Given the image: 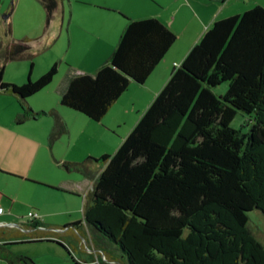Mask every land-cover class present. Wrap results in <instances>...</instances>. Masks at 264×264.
<instances>
[{"label":"trees","instance_id":"16d2710c","mask_svg":"<svg viewBox=\"0 0 264 264\" xmlns=\"http://www.w3.org/2000/svg\"><path fill=\"white\" fill-rule=\"evenodd\" d=\"M36 1L48 24L57 0ZM175 40L157 19L128 20L108 61L71 78L60 105L100 122ZM28 43L12 40L1 50L0 90L21 101L17 123L52 116V142L65 132L60 117L35 113L25 100L52 82L58 63L34 81L29 72L22 85L2 81L6 63L32 57ZM223 83L225 92L215 95ZM237 112L247 117L246 131L230 126ZM90 162L102 169L92 177L83 222L125 264H264V246L247 227L249 212L264 218V7L214 21L113 154L68 166L91 177ZM11 235L30 233L0 227V257L35 264L6 248Z\"/></svg>","mask_w":264,"mask_h":264},{"label":"crops","instance_id":"0c3cea01","mask_svg":"<svg viewBox=\"0 0 264 264\" xmlns=\"http://www.w3.org/2000/svg\"><path fill=\"white\" fill-rule=\"evenodd\" d=\"M245 1L67 0V3L65 1L59 8L57 7L50 22L48 24L45 22L41 36L31 42L33 45L41 43V40L48 42L53 39L52 48L57 46L53 55L63 57L67 70L60 77L57 73L48 85L54 84L51 87L53 93L51 98L29 97L25 104L35 113L56 112L65 126V132L55 141L49 140L55 120L48 114L17 123L20 114L19 98L0 90V208L3 209L0 223L5 225L3 229L18 228L19 231L30 233L24 237L11 235L5 240L13 243L6 247L11 253L17 254L12 250L16 246L48 244L51 246L48 247L52 250L51 253L45 250L42 255L34 253L25 255L35 264H125L118 251L97 241L96 234L83 222V207L92 188L94 179L92 177L101 171L102 166L96 173L91 174V177L68 166L81 163L87 158L98 159L109 154L107 152L96 155L88 152L84 130L89 127L91 120L61 106L60 98L71 78L93 74L108 61L128 20L157 19L175 34L176 40L180 34L183 35L185 43L183 47L187 52L199 40L202 34L198 35L202 28L204 32L214 21L225 18L226 16H221L223 13L236 11L232 10L233 8L245 9L243 7ZM248 3H252L251 7L255 4L264 7L260 1L255 3V0H251ZM176 40L143 84L130 82L126 91L115 101L101 122L111 110L119 109L123 100L134 107L140 106L139 113L142 115L168 80L173 68L180 64L174 61L171 65L170 63L165 65ZM37 47L38 45L33 48ZM51 61L54 60L50 58L47 61V68ZM25 75L26 73L23 75L20 73L19 80H7L5 83L22 85ZM58 140L66 143V150L60 154L54 151V144ZM120 141L110 138L111 149L115 151ZM95 163L90 162L88 170L89 166ZM19 207L24 209L26 220L17 223L20 218H16L15 221L12 213ZM29 213H36L39 217L35 230L34 228L23 230L25 225H30ZM80 214L82 219L78 218ZM75 223L79 224L72 225ZM46 255L49 258L48 262L43 261ZM0 264L8 262L0 257Z\"/></svg>","mask_w":264,"mask_h":264},{"label":"rangeland","instance_id":"374dc122","mask_svg":"<svg viewBox=\"0 0 264 264\" xmlns=\"http://www.w3.org/2000/svg\"><path fill=\"white\" fill-rule=\"evenodd\" d=\"M259 1L264 4V0H255V3H259ZM63 2L67 3V0H57V7L59 8V6H61ZM248 2H251V0L245 1V5L243 6L245 9L236 7L232 9L236 11H227L223 13L224 15L221 16L228 17L231 14H234V12H237L236 14L243 13L244 11L252 8V3L249 4ZM170 16L171 15H169V17ZM176 22L177 18L174 23L175 25L177 24ZM38 24H41L40 27H37ZM44 26L45 12L40 3H38L36 0H0V52L1 50H5V48L11 43L12 40L20 41L26 39L29 41L28 44L31 47L30 53L32 55L30 59H21L18 61H10L6 63L4 65V72L2 77L3 82H7V80L17 81L19 80L20 73H22V75L26 73V75L23 77V82L25 83L29 72V78L34 81L39 78L42 74H44L54 64V62L58 63V77L62 76L67 70V66L63 61V57H55V55H53L54 51H56L57 49V46H55V48H52L53 43L51 42L53 39L48 42H46L45 40H41V43H35L32 45V42H34L39 36H41L42 31L44 30ZM199 28L201 29L202 25H200ZM202 32L203 28L201 29L198 36H200ZM57 33L58 32L56 29L55 34ZM184 44V37L180 34L179 37H177L175 46L172 48L171 52L166 58L165 65L169 63L171 65V62L174 61L179 63L183 60L184 56L188 52L184 51ZM37 45L38 47L36 49L33 48ZM41 45H45L46 47ZM50 58H52V60L54 61H51L49 68H47L46 64L47 61L50 60ZM31 75L33 76L31 77ZM53 85H50L48 87L46 86L42 91L38 92L37 94L31 97L33 99H38L40 97L39 99H41L43 97L49 96L51 98L53 96L51 88L53 87ZM226 87V83H223L213 89V92L215 93V95H222L225 92ZM140 108L141 107L138 105H135L134 107L133 105H131V103L127 101L125 103V100H123V102H121V107L119 109L115 108L114 110H111L110 114H108V116H106V118H104L102 122H92L89 120V127L85 128L84 130V136L87 137V141L85 142L88 147V152H92V154L94 153L96 155L107 152V154L109 155L113 154L115 151L111 149L112 146L109 142L110 138L116 141L121 140L120 142H122L128 135L129 131L136 124L141 114L139 113L141 112L139 111L141 110ZM246 122L247 117L241 114L240 112H237L230 126L233 129H241L242 131H246L247 127H242V125H244ZM54 145V151H56V154H60L61 152H64L66 150V143L63 140L56 141ZM101 166V162H96L95 164L90 165V174L96 173ZM4 209L5 211L7 210L6 207ZM12 215L15 216V221L16 218H20L19 220H17V223L24 222L26 220L25 211L21 207H19L15 211V213H12ZM247 215V227L249 231L264 246V218L262 214L258 210H253ZM78 218L82 219V214H80ZM14 223L16 224V222ZM46 233L50 234V232ZM48 247L51 246H49L48 244H30L25 246H16L15 248H12V250L15 251L17 255H22L26 257L27 255L25 254L31 255L32 253H34L35 255H42L44 254L45 250L51 253L52 250ZM48 260L49 258L47 255L43 257L44 262H48Z\"/></svg>","mask_w":264,"mask_h":264},{"label":"built area","instance_id":"2783aa9c","mask_svg":"<svg viewBox=\"0 0 264 264\" xmlns=\"http://www.w3.org/2000/svg\"><path fill=\"white\" fill-rule=\"evenodd\" d=\"M3 214V209L0 208V215ZM28 218L31 221H36L39 219L38 215L36 213H29L28 214ZM5 225H3L2 223H0V227H4ZM10 227V226H9Z\"/></svg>","mask_w":264,"mask_h":264}]
</instances>
